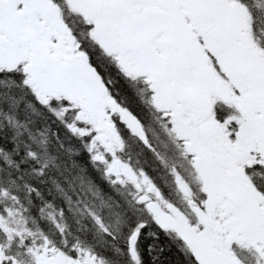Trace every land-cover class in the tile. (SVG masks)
Instances as JSON below:
<instances>
[{"label": "snow or ice", "instance_id": "snow-or-ice-1", "mask_svg": "<svg viewBox=\"0 0 264 264\" xmlns=\"http://www.w3.org/2000/svg\"><path fill=\"white\" fill-rule=\"evenodd\" d=\"M0 264H264V0H0Z\"/></svg>", "mask_w": 264, "mask_h": 264}]
</instances>
